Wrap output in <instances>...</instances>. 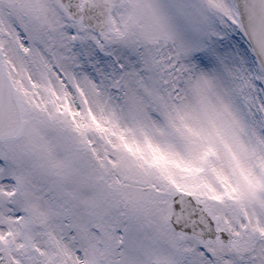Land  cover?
Segmentation results:
<instances>
[{
  "label": "snow or ice",
  "instance_id": "6c2138e0",
  "mask_svg": "<svg viewBox=\"0 0 264 264\" xmlns=\"http://www.w3.org/2000/svg\"><path fill=\"white\" fill-rule=\"evenodd\" d=\"M0 264H264V0H0Z\"/></svg>",
  "mask_w": 264,
  "mask_h": 264
}]
</instances>
